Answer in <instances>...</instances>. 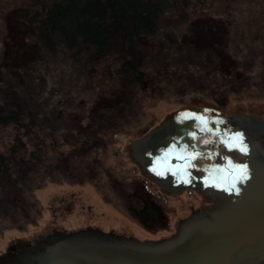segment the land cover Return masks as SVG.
<instances>
[{"label":"rangeland","instance_id":"rangeland-1","mask_svg":"<svg viewBox=\"0 0 264 264\" xmlns=\"http://www.w3.org/2000/svg\"><path fill=\"white\" fill-rule=\"evenodd\" d=\"M55 1L0 0L2 77L21 89L37 117L30 132L15 125L0 127V156L16 148L10 164L18 166L19 174L27 171L0 189V197L21 199L7 205L9 211H0V255L18 242L86 227L138 240L167 238L203 198L189 188L164 191L141 173L128 146L185 108L264 119V7L249 6V0H170L151 41L174 37V43L162 53L147 42L146 85L138 86L124 83L111 57L96 63L61 45L46 49L36 41L30 18ZM225 33V51L239 62V76L212 71L207 64L214 54L201 58L180 44L184 35L197 34L202 45L214 41L220 48ZM113 91L121 93L119 101L110 103L109 114H102L104 104L96 114L99 96ZM212 149L228 150L218 141L209 149L210 161ZM20 159L28 165H17ZM142 187L163 210L166 227L147 230L131 213L130 208L140 206L135 189Z\"/></svg>","mask_w":264,"mask_h":264},{"label":"water","instance_id":"water-1","mask_svg":"<svg viewBox=\"0 0 264 264\" xmlns=\"http://www.w3.org/2000/svg\"><path fill=\"white\" fill-rule=\"evenodd\" d=\"M241 154L200 173L196 159L218 141ZM141 173L166 192L192 189L203 204L156 241L97 228L53 231L18 242L0 264H264V119L205 107L167 115L128 146Z\"/></svg>","mask_w":264,"mask_h":264},{"label":"trees","instance_id":"trees-1","mask_svg":"<svg viewBox=\"0 0 264 264\" xmlns=\"http://www.w3.org/2000/svg\"><path fill=\"white\" fill-rule=\"evenodd\" d=\"M171 3L170 0H57L43 14L32 16L28 27L42 47L52 49L61 45L85 60L96 63L111 57L118 67V73L124 77V83L144 86L146 85L144 66L147 42L148 47L162 53L164 50L169 51V46L174 43V37L168 40L166 37L165 43L151 41L157 36L159 18L170 8ZM252 4L263 8L264 0H249L248 5ZM209 22L215 21L211 19ZM207 28L209 31L213 30L212 26ZM224 37L226 33L221 36L222 47L220 48H216L218 43L214 41L209 45H202L197 34L195 37L184 35L180 44L188 52L201 58H208L214 54L215 61L207 64L208 67L210 64L213 65L212 71L239 76V62L225 51L227 48ZM180 61L183 63L181 59ZM117 95L121 93L113 91L108 93V96H99L94 112L97 114L101 104H104L106 108H103L104 111L101 112L109 114V105L113 102L116 104L114 98H118L117 102L120 99ZM28 103L18 86H12L4 80L0 66V127L15 125L21 129H28L30 132V127L35 126L37 117ZM16 154V148L12 147L8 150V156H0V189L2 190L16 183L14 176L21 174L23 177L27 172L25 169L19 174L18 166L10 164V161H14ZM21 159L15 163L18 165L22 162L21 165H28V162ZM134 195L139 200L140 206L130 208V211L138 221L147 230L166 227V215L153 201L146 188H136ZM16 199L21 201L18 196L0 197V211H9L7 205L14 204Z\"/></svg>","mask_w":264,"mask_h":264},{"label":"bare ground","instance_id":"bare-ground-1","mask_svg":"<svg viewBox=\"0 0 264 264\" xmlns=\"http://www.w3.org/2000/svg\"><path fill=\"white\" fill-rule=\"evenodd\" d=\"M228 150L220 153L219 149H212V160L210 157L202 156L194 162V168L200 173H206L223 168L228 163L236 162L241 158V154L233 147L227 145ZM208 154H210V146L203 148Z\"/></svg>","mask_w":264,"mask_h":264}]
</instances>
